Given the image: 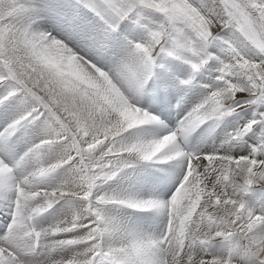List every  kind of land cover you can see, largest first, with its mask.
I'll return each mask as SVG.
<instances>
[{
	"label": "snow or ice",
	"instance_id": "snow-or-ice-1",
	"mask_svg": "<svg viewBox=\"0 0 264 264\" xmlns=\"http://www.w3.org/2000/svg\"><path fill=\"white\" fill-rule=\"evenodd\" d=\"M0 264H264V0H0Z\"/></svg>",
	"mask_w": 264,
	"mask_h": 264
}]
</instances>
